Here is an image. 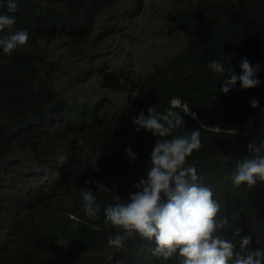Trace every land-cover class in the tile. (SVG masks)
Wrapping results in <instances>:
<instances>
[{
	"label": "trees",
	"instance_id": "1",
	"mask_svg": "<svg viewBox=\"0 0 264 264\" xmlns=\"http://www.w3.org/2000/svg\"><path fill=\"white\" fill-rule=\"evenodd\" d=\"M121 1L17 0L15 12L8 13L16 17L10 28L26 29L28 39L10 54L0 52V171L11 180L5 192L13 214L0 212V219L6 222L2 225L27 235L21 250L0 257V264H107L114 257L117 264H179L175 254L165 259L151 253L154 238L134 235L122 248L106 242L117 226L105 224L104 205L114 202L115 194L123 198L133 191V182L146 172L155 136L143 128L136 130L130 117L141 109L147 114L150 106L156 111L171 106L182 115L184 123L170 135L200 129V147L186 161L195 165L200 181L213 189L220 203L218 216L226 224L217 234L237 243L239 235L247 234L250 247L264 246V182L247 186L231 180L238 159L264 156V0L175 2L168 17L185 34L186 47L134 82L127 108L114 107L107 97L67 98L59 87L66 88L58 81L55 63L42 72L43 58L28 47L58 36L81 44L91 37L99 17ZM142 7L143 0L131 4L133 14ZM6 11V3L0 0V12ZM241 57L250 64L260 62L256 75L261 83L241 88L237 81L227 93L221 92L219 83L227 73H212L207 61L221 60L238 73ZM253 96L258 99L256 107L249 102ZM191 111L196 112L195 118L187 114ZM245 125L250 130L242 134ZM47 135L65 150L53 151ZM249 142L255 149L248 148ZM17 145L30 149L31 162L10 161L8 154ZM125 146L137 153L134 162ZM93 153L99 156L95 168L89 165ZM86 179L117 186L115 194L97 193L100 211L95 217L85 216L80 207L84 187L95 191V184H85ZM33 182H41V192L50 193L47 207L38 202L41 194L31 189ZM57 238L61 244L55 243ZM100 250L108 253L103 261L93 256ZM76 256L77 261L71 260Z\"/></svg>",
	"mask_w": 264,
	"mask_h": 264
},
{
	"label": "clouds",
	"instance_id": "2",
	"mask_svg": "<svg viewBox=\"0 0 264 264\" xmlns=\"http://www.w3.org/2000/svg\"><path fill=\"white\" fill-rule=\"evenodd\" d=\"M4 2L7 11L0 12V52L10 54L27 41L28 32L20 27L16 30L10 28L16 17L8 13L15 12L17 0ZM6 29L8 31H5ZM207 66L214 74L227 73L219 83L220 91L224 93L234 88L237 81L241 88L255 87L261 83L256 75L260 69L259 61L250 64L246 57H241L238 73L233 70L231 64L225 67L224 62L218 59L207 61ZM59 87L64 88L60 84ZM261 95L264 100V92ZM249 102L252 107H256L258 99L253 96ZM256 110L253 111V117L258 113ZM187 114L196 117L195 111ZM130 119L136 130L143 128L155 136L146 161L145 174L133 182L134 190L123 198L115 194V184L109 188L101 182L87 179L85 184L94 183L95 191L88 185L81 191L80 207L88 217H95L100 211L96 203L97 193L115 194L114 202L106 203L103 207L105 224L117 226V230L106 237L107 244L122 248L126 240L135 235L149 240L154 238L155 244L151 247V253L165 259L175 254L179 258V264H264V246L250 247L249 235H239L237 243L217 234L226 224V220L218 216L220 203L215 199L213 189L200 181L195 165L186 161V157L200 147V129L193 127L190 132L170 135L173 128L184 123L182 115L171 106L163 111H156L150 106L147 114L141 109ZM216 130H219V127H216ZM232 131L235 129L232 128ZM46 138L51 139L50 136ZM52 145L53 151H56L59 144L52 141ZM261 147H264V142H261ZM248 148L255 149V146L249 142ZM219 149L220 147H217V151ZM13 151L8 158L11 162H18L21 159L14 158ZM124 151L131 162L136 160L137 153L130 146H125ZM98 157L95 153L90 156L89 165L93 168L96 167ZM64 158L63 154L59 156L61 160ZM231 180L234 185L244 183L247 186L264 182V156L238 159ZM10 181L3 177L0 171V212L8 216L13 215L9 193L5 192ZM41 186V182L33 183L31 189L38 195L47 197L50 193L45 189L41 192ZM22 209L23 207L17 208L15 214ZM2 223L6 222L0 219V225ZM6 227L14 242L10 251L21 250V243L25 240L27 232L17 231L9 225ZM55 243L61 244V239H55ZM112 254L109 253V256ZM107 255L104 250L93 254L101 261ZM46 257L48 258V255ZM71 260L77 261V256ZM105 262L117 264V259L114 257Z\"/></svg>",
	"mask_w": 264,
	"mask_h": 264
},
{
	"label": "rangeland",
	"instance_id": "3",
	"mask_svg": "<svg viewBox=\"0 0 264 264\" xmlns=\"http://www.w3.org/2000/svg\"><path fill=\"white\" fill-rule=\"evenodd\" d=\"M188 1L143 0V7L133 14L134 0H123L99 17L91 40L76 44L69 37L58 36L28 49L43 58L42 72L55 63L58 81L66 87L61 91L67 98L97 101L107 97L114 107L125 109L134 82L141 81L156 63L168 62L186 47L187 38L169 20L168 9L175 2ZM240 131L245 134L247 128ZM11 141L14 147L12 137ZM64 150V145L59 143L57 151ZM13 156L26 162L32 157L24 145H17ZM38 202L46 207L50 203L44 195L39 196ZM13 246L8 228L0 225V257L10 253Z\"/></svg>",
	"mask_w": 264,
	"mask_h": 264
},
{
	"label": "bare ground",
	"instance_id": "4",
	"mask_svg": "<svg viewBox=\"0 0 264 264\" xmlns=\"http://www.w3.org/2000/svg\"><path fill=\"white\" fill-rule=\"evenodd\" d=\"M174 103H175V104H179L178 101H175ZM185 107H187V106L185 105ZM251 122H252V119L248 122L249 125H250ZM244 128H247V131L245 132V134H246V133L250 130V126L247 127V125H245L242 129H244ZM242 129H241V130H242Z\"/></svg>",
	"mask_w": 264,
	"mask_h": 264
}]
</instances>
